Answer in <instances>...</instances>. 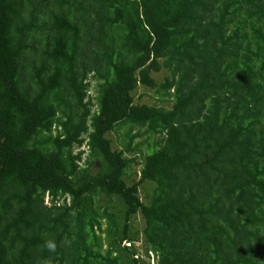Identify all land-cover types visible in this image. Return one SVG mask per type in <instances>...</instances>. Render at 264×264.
Instances as JSON below:
<instances>
[{
	"label": "trees",
	"instance_id": "16d2710c",
	"mask_svg": "<svg viewBox=\"0 0 264 264\" xmlns=\"http://www.w3.org/2000/svg\"><path fill=\"white\" fill-rule=\"evenodd\" d=\"M151 255L264 264V0H0V264Z\"/></svg>",
	"mask_w": 264,
	"mask_h": 264
},
{
	"label": "rangeland",
	"instance_id": "374dc122",
	"mask_svg": "<svg viewBox=\"0 0 264 264\" xmlns=\"http://www.w3.org/2000/svg\"><path fill=\"white\" fill-rule=\"evenodd\" d=\"M88 80H90L91 86L88 88L87 94L88 96L93 98L95 96V92H94L95 81L92 79L91 74L88 75ZM146 94L150 97L147 102L154 101L158 105L164 104L165 106H169L168 105L170 103L169 99H164L161 96L159 97L157 96V94L151 91H147ZM92 110H94V107H92ZM128 133H129L128 136H135L134 138H132L131 146L135 147V154L133 155L136 156L137 161H140L150 150L154 149L155 141L158 138H160V136L157 137L154 134L147 132L145 128L135 127V128L129 129L128 126H122L118 128L115 133H113V137H114V140L117 146L124 148L127 145V142L129 141V137L127 136ZM79 149H85V146H81V148ZM77 150L78 149H76V151ZM86 155L87 153L85 154V156ZM96 169L97 168L93 167L92 169L93 172H95ZM133 169H135L136 171L138 170V168L136 167H132L131 170ZM46 200H47V197H46ZM137 245L140 246V243H138ZM152 259H153V255H151L149 259L150 264H154L155 262V261H152Z\"/></svg>",
	"mask_w": 264,
	"mask_h": 264
},
{
	"label": "clouds",
	"instance_id": "9594fccd",
	"mask_svg": "<svg viewBox=\"0 0 264 264\" xmlns=\"http://www.w3.org/2000/svg\"><path fill=\"white\" fill-rule=\"evenodd\" d=\"M49 252H54L55 251V244L52 241H46L44 246Z\"/></svg>",
	"mask_w": 264,
	"mask_h": 264
}]
</instances>
